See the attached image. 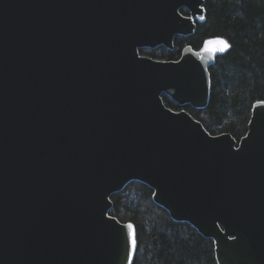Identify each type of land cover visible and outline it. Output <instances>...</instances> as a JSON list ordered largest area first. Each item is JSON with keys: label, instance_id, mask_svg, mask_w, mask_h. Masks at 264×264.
<instances>
[{"label": "water", "instance_id": "95a60500", "mask_svg": "<svg viewBox=\"0 0 264 264\" xmlns=\"http://www.w3.org/2000/svg\"><path fill=\"white\" fill-rule=\"evenodd\" d=\"M203 5L0 0V264H132L134 226L110 215L131 182L210 239L217 264H264V104L238 142L210 135L161 96L206 108L228 47L138 53L173 50Z\"/></svg>", "mask_w": 264, "mask_h": 264}, {"label": "trees", "instance_id": "16d2710c", "mask_svg": "<svg viewBox=\"0 0 264 264\" xmlns=\"http://www.w3.org/2000/svg\"><path fill=\"white\" fill-rule=\"evenodd\" d=\"M205 21L192 35L177 36L173 50L147 55L178 60L183 48L199 50L209 39L221 38L230 47L209 67L210 100L206 108L180 107L162 95L172 111H185L210 135L230 134L237 142L246 134L254 103L264 101V0H204ZM182 15H187L182 9ZM110 215L130 222L137 246L132 264H217L214 245L189 224L173 221L152 200V190L129 183L111 196Z\"/></svg>", "mask_w": 264, "mask_h": 264}, {"label": "snow or ice", "instance_id": "6c2138e0", "mask_svg": "<svg viewBox=\"0 0 264 264\" xmlns=\"http://www.w3.org/2000/svg\"><path fill=\"white\" fill-rule=\"evenodd\" d=\"M200 19H204V17L201 16ZM209 44H219V45H222L223 48L230 47V45H228L227 42L224 41L223 39H215V40L205 41V48H204L205 51H210V49L208 48ZM258 103L264 104V101H259ZM128 227L131 228L132 225L129 224ZM131 245H132L133 249L137 246V240L135 237L131 238Z\"/></svg>", "mask_w": 264, "mask_h": 264}, {"label": "flooded vegetation", "instance_id": "af4514ba", "mask_svg": "<svg viewBox=\"0 0 264 264\" xmlns=\"http://www.w3.org/2000/svg\"><path fill=\"white\" fill-rule=\"evenodd\" d=\"M195 24H197V23L195 22ZM176 37H177V36H176ZM176 37H175V38H176ZM175 38H174V40H175ZM173 44H174V43H173ZM185 47H186V46H185ZM160 49L168 50V49L163 48V47H157V48H141V49H138V53H139V56H140V57L149 58V59H152V60H154V61L168 62L169 60H163V59L153 58V57L147 55V52H148V51H154V50H160ZM146 51H147V52H146ZM175 61H176V60H175Z\"/></svg>", "mask_w": 264, "mask_h": 264}]
</instances>
